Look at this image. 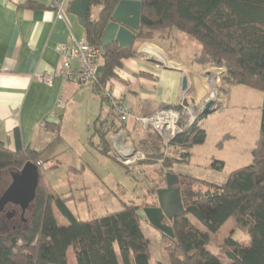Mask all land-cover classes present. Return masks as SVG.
Wrapping results in <instances>:
<instances>
[{
    "label": "trees",
    "instance_id": "16d2710c",
    "mask_svg": "<svg viewBox=\"0 0 264 264\" xmlns=\"http://www.w3.org/2000/svg\"><path fill=\"white\" fill-rule=\"evenodd\" d=\"M120 1L91 0L85 26L86 41L100 45L104 51L97 78L102 85L117 77L126 58L137 55L134 45L122 47L113 42L103 46L101 42ZM25 5L43 6L36 0H27ZM174 29L201 45L193 62L225 70L222 93L228 86L244 84L261 90L263 102L260 136L250 164L233 170L222 184L177 174L184 211L171 221L175 237H169L174 243L169 250L170 264H264V0H142L136 39L167 40ZM166 107L180 105L162 108ZM206 117L198 114L194 123L168 145L149 129L146 138L139 141L144 159L136 164L159 163L156 171L167 183V174L174 165L189 163L192 148L205 142L202 122ZM44 124L52 132L60 131V125ZM104 124L99 118L91 137L97 136L96 147L110 156L113 150ZM38 160L39 153L32 147L18 145L11 150L0 140V173L18 171L28 161L38 164L40 170L29 222L24 229L0 233V264H70V249L76 264H152L150 241L142 229L146 218L139 214L138 205L125 203L120 211L79 219L62 194L45 179ZM125 166L130 168L129 164ZM211 166L222 170L224 162L214 160ZM160 185H153L151 190L157 191ZM55 208L68 220L67 225L59 224ZM189 215L205 230L197 227ZM231 219L246 231L249 242L243 244L229 237L220 243V253L212 252V236Z\"/></svg>",
    "mask_w": 264,
    "mask_h": 264
},
{
    "label": "crops",
    "instance_id": "0c3cea01",
    "mask_svg": "<svg viewBox=\"0 0 264 264\" xmlns=\"http://www.w3.org/2000/svg\"><path fill=\"white\" fill-rule=\"evenodd\" d=\"M36 1L43 6H26L27 0H0V140L11 150H16L18 145L24 149L32 147L39 153L42 169L44 162L54 164L60 153L67 148L73 151L79 146L72 143L80 141L79 136L68 139L64 135L68 116L79 114L85 118L87 127L93 123L95 128L99 118L106 121V109L91 84L57 77L49 86L40 80L41 75L50 74L62 66L64 58L60 46L85 38V27L77 14L70 10L72 0L66 4L64 19H59L47 2ZM173 31L169 39L152 44L136 39L137 55L126 58L117 77L107 83L133 110L127 122H110L106 139L118 158L127 151L125 142H139L143 138L142 126L136 116H150L163 106L182 103L198 108L212 96L214 89L222 87V77L226 74L222 73L223 68L193 62L201 50L200 44V47L195 46L193 54L186 56L171 51ZM157 47L169 53L171 63ZM143 50L170 63L172 68L150 62L139 54ZM77 65L75 61L74 66ZM184 75L188 77L185 91L182 90ZM216 95L218 111L224 103L220 101L222 93ZM77 117L80 120V116ZM44 123L60 125V131L52 132ZM202 125L205 129L203 122ZM95 138L97 144L94 141L92 144L96 147L99 138Z\"/></svg>",
    "mask_w": 264,
    "mask_h": 264
},
{
    "label": "rangeland",
    "instance_id": "374dc122",
    "mask_svg": "<svg viewBox=\"0 0 264 264\" xmlns=\"http://www.w3.org/2000/svg\"><path fill=\"white\" fill-rule=\"evenodd\" d=\"M155 41H157L156 38L147 40L148 44ZM195 46L200 47L198 41L174 29L171 46L173 53L182 56L193 54L196 51ZM157 49H160L170 62L169 53L159 47ZM168 62L165 63H171ZM223 78L224 76L222 87L224 86ZM222 87L214 89L212 97L217 98L216 93L221 92ZM226 88V93L221 92L220 101L224 103L223 107L203 120L206 130L205 142L195 146L189 163L174 165L171 173L177 175L174 172L177 171L222 184L227 181L233 170L252 162V151L260 136L263 92L244 84H234ZM77 116H80V120ZM141 131L145 139L149 128L143 129L142 127ZM93 133V123L87 127L86 120L81 115L68 116L65 120L64 135L68 139H71L73 135L79 136L80 141H72L74 146L79 145L78 148L73 151L67 148L56 157L54 164L46 161L42 166L45 179L53 190L62 194L74 215L79 219L87 220L120 211L125 203H134L140 209L159 206V195L151 190L153 185L157 184H161L159 188L166 187L163 175L156 171L159 169V163H133L129 164L130 168L127 170L125 163L118 158L115 152L112 151L108 156L97 150L91 143V140L95 143L97 141L96 138L91 137ZM125 143L128 146L126 154L139 153V156L141 153L143 157L140 160L137 159V162L144 159L141 142L128 141ZM214 160L224 161V168L222 170L213 169L211 164ZM11 172L8 170L0 173V187L4 190L11 182ZM177 187L178 184H175L174 188ZM182 211L184 207L179 191L173 190L165 222L172 225L171 219ZM55 213L59 224H68V220L56 208ZM189 218L197 227L205 230L202 224L191 215ZM142 229L150 241L152 264H159V262L170 264L169 250L174 248L170 236L163 235L164 233L150 224L148 219L142 220ZM229 237L243 244L249 241L246 231L237 227L235 221L231 219L216 235L212 236L210 250L220 253V243H224ZM68 256L70 264H76L72 249Z\"/></svg>",
    "mask_w": 264,
    "mask_h": 264
},
{
    "label": "water",
    "instance_id": "95a60500",
    "mask_svg": "<svg viewBox=\"0 0 264 264\" xmlns=\"http://www.w3.org/2000/svg\"><path fill=\"white\" fill-rule=\"evenodd\" d=\"M90 7L91 0L71 1L70 10L77 14L83 27L87 24ZM141 10L142 0H121L104 30L101 39L102 45L107 46L113 42L119 43L122 47L134 45L136 31L140 28ZM139 54L145 56L150 62L160 64L166 68H172V66L165 63V61H162L155 55H148L144 50L140 51ZM102 67V65L99 66L98 73H100ZM221 71L225 74L224 70ZM187 88L188 77L187 75H184L182 80V90L185 91ZM215 102L216 98L212 96L205 100L200 108L199 114L208 116L215 112ZM39 180L40 170L38 164L32 161H28L22 169L12 171L11 182L0 199V211H2L7 204H16L21 206L22 209L30 207L36 198ZM178 181V176L176 174L168 173L166 187L158 188L156 191L159 195V206L139 210V214L142 217L148 219L150 224L171 238H174L175 234L172 225H168L165 222L167 218L166 211L169 208L173 190L179 191L182 202L179 186L174 188V185L178 184Z\"/></svg>",
    "mask_w": 264,
    "mask_h": 264
},
{
    "label": "built area",
    "instance_id": "2783aa9c",
    "mask_svg": "<svg viewBox=\"0 0 264 264\" xmlns=\"http://www.w3.org/2000/svg\"><path fill=\"white\" fill-rule=\"evenodd\" d=\"M42 1L47 2L57 12L59 19H64L66 4L71 0ZM60 52L64 58L62 66L50 74L41 75L42 82L52 86L55 78L58 77L79 84L93 85L94 91L101 97L106 109V124L103 127L106 132L111 127L110 122L124 123L132 117V108L116 96L107 84L98 83V68L101 66L104 52L100 45L89 43L85 38H82L75 40V43L62 44ZM75 61L78 63L77 66H74ZM202 104L197 108L182 103L180 107L160 108L150 116H136L135 119L143 128L155 131L161 137L162 142L168 145L176 135L194 123ZM129 153H122L119 156V159L125 164L136 163L137 159L140 160L143 157L141 153L139 156V153Z\"/></svg>",
    "mask_w": 264,
    "mask_h": 264
},
{
    "label": "flooded vegetation",
    "instance_id": "af4514ba",
    "mask_svg": "<svg viewBox=\"0 0 264 264\" xmlns=\"http://www.w3.org/2000/svg\"><path fill=\"white\" fill-rule=\"evenodd\" d=\"M6 189L7 188L4 190L3 187H0V199ZM33 209V204L26 209H22L21 206L16 204H7L3 210L0 211V233H10L24 229L31 218Z\"/></svg>",
    "mask_w": 264,
    "mask_h": 264
}]
</instances>
